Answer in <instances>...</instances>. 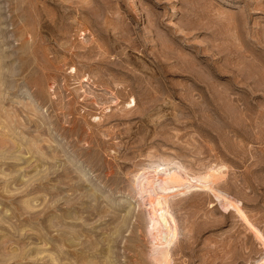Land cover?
<instances>
[{
    "label": "rangeland",
    "instance_id": "obj_1",
    "mask_svg": "<svg viewBox=\"0 0 264 264\" xmlns=\"http://www.w3.org/2000/svg\"><path fill=\"white\" fill-rule=\"evenodd\" d=\"M165 259L264 264V0H0V264Z\"/></svg>",
    "mask_w": 264,
    "mask_h": 264
},
{
    "label": "bare ground",
    "instance_id": "obj_2",
    "mask_svg": "<svg viewBox=\"0 0 264 264\" xmlns=\"http://www.w3.org/2000/svg\"><path fill=\"white\" fill-rule=\"evenodd\" d=\"M154 172L156 173V170H154ZM155 173L145 175L140 182L139 189L140 192H149L148 198L151 207L149 210V231L153 242L156 245L168 246L173 241V239H175L177 225L175 218L169 208L167 194L164 190L166 187L163 188L160 186V188H156L155 186ZM220 176L212 172L206 176L205 179L208 178L211 180V182H215ZM183 181V177L175 172L169 173L165 180L167 184L172 183L177 185H183ZM160 264H169V261L165 259L163 262H160Z\"/></svg>",
    "mask_w": 264,
    "mask_h": 264
}]
</instances>
